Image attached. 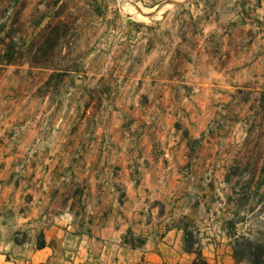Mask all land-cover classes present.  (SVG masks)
Returning a JSON list of instances; mask_svg holds the SVG:
<instances>
[{"label": "crops", "instance_id": "1", "mask_svg": "<svg viewBox=\"0 0 264 264\" xmlns=\"http://www.w3.org/2000/svg\"><path fill=\"white\" fill-rule=\"evenodd\" d=\"M92 1L101 12L103 0ZM235 5L237 19L218 26L223 40L237 44L223 60L245 58L248 42L264 43L261 24L249 40L241 32L233 39L230 27L246 25L243 4ZM200 10L203 18L191 21L196 33L159 36V46L144 34L141 48L121 53L111 37L104 50L97 44L106 37L95 32L85 57L96 81L80 83L76 99L38 98L37 84L13 110L0 100V264H191L186 232L207 264H236L239 232L228 226L235 217L218 209L230 204L229 172L264 170L239 158L247 155L251 132L241 119L252 101L256 123L264 121V84L257 83L264 72L253 86L241 82L229 98L215 100L208 26L218 22L212 6ZM45 23L30 24L20 48L1 36L0 64L46 66L33 61L38 32L32 34L53 25ZM87 23L112 28L114 21L94 11ZM251 23L257 31L256 18Z\"/></svg>", "mask_w": 264, "mask_h": 264}, {"label": "rangeland", "instance_id": "2", "mask_svg": "<svg viewBox=\"0 0 264 264\" xmlns=\"http://www.w3.org/2000/svg\"><path fill=\"white\" fill-rule=\"evenodd\" d=\"M43 2V0H0V24L6 25L5 28L3 27L4 30L0 28V39L1 36L11 37L13 39L11 44L15 48L21 47L23 36L30 32V24L34 22L42 24L52 22L53 24L39 27V31L33 30L32 33L34 36L38 32L34 44L37 56L33 61L46 66L28 71L26 65L15 69L13 67L5 68L0 64V100L8 102V110L14 109L15 100L30 97L32 88L35 89L37 84L40 85L35 92L38 98H78L80 83L96 81L85 57L95 47L92 41L95 32H101L106 37L102 44H97L102 45L104 50L110 46L108 38L111 37L121 53L126 49L130 52L131 46L141 48L146 38L144 34H151L149 42L153 41L151 45L159 46V36L190 34L191 31L196 33V29H191L192 17H195L196 20L203 18L200 6L204 4L212 6L214 16L211 15V18L218 22L208 26L209 31H214L211 43L215 50V56L209 64V68L214 70V74L209 75L208 78L214 84L212 93L215 100L221 97L229 98L234 92L233 89L241 82L253 86L259 72L261 70L264 72V53L260 51L264 49V43H261L260 40L248 42L245 58L239 60L232 54L230 59H222L226 47L233 48L237 45L235 38H239V32L241 35L245 34V39L249 40V37L254 36L255 32L257 34L261 32V26L264 36V0L259 2L260 4L255 3L254 0H182L177 3L178 5L172 3V0H103L101 12H98V3L95 5L92 0H45L44 4ZM237 3L243 4L245 8L243 17L246 19V25L240 28L231 26L230 35L235 41L228 42L221 37L222 30H219L218 26L228 27L237 19L235 5ZM116 6L117 9H115ZM94 11L97 15L102 14L103 18H111L114 21L112 28L109 26L95 27L91 23L85 24L89 13ZM137 12L142 14L144 19L135 17L134 14ZM255 18L258 23L257 31L253 27V29L250 28L251 20ZM79 20L82 21L78 22ZM197 23V30H200V20ZM11 24L14 25L10 26ZM259 24L261 25L258 26ZM199 34L202 33L199 32ZM14 39L16 40L14 41ZM135 39L136 42H134ZM26 42L27 39L25 44H27ZM25 51L27 50L21 51V56L28 58ZM256 56L258 57L256 58ZM24 61H19V64H23ZM256 62L258 65H255ZM239 63L246 66L244 72H239L237 68ZM46 70L51 72L48 73ZM200 71L205 72L203 66L200 67ZM203 75L206 77V74ZM184 80L185 78L182 81ZM258 82L264 84V74L259 75ZM61 85L69 86L64 89L61 88ZM91 93L93 94V92ZM253 98L252 95L251 99L253 100ZM234 106L229 110L231 115L237 108ZM216 108L218 109L217 104ZM221 110L227 111V108H221ZM253 110L254 103L252 101L247 108L246 116L241 119L242 128L244 127L248 133L251 132L247 147L243 146L247 155H239V158L242 161H256L264 167V121L256 123ZM228 181L224 191L229 194L228 203L230 204L228 208L218 209V212L234 215L235 235L236 232H239L236 238L244 236L252 244H259L264 248V170L260 172L233 170L229 172ZM248 259L247 255L244 256L241 264H248Z\"/></svg>", "mask_w": 264, "mask_h": 264}, {"label": "trees", "instance_id": "3", "mask_svg": "<svg viewBox=\"0 0 264 264\" xmlns=\"http://www.w3.org/2000/svg\"><path fill=\"white\" fill-rule=\"evenodd\" d=\"M230 229H234L235 222H230ZM186 251L193 252L195 259L191 264H207L199 250V244L194 241L192 235L186 232ZM197 244V249L192 251V245ZM248 256V264H264V248L259 244H252L244 236H239L234 240L232 257L236 264H241L244 256Z\"/></svg>", "mask_w": 264, "mask_h": 264}, {"label": "bare ground", "instance_id": "4", "mask_svg": "<svg viewBox=\"0 0 264 264\" xmlns=\"http://www.w3.org/2000/svg\"><path fill=\"white\" fill-rule=\"evenodd\" d=\"M182 0H172V3H179V2H181ZM178 5V4H177ZM176 5V6H177ZM163 7V6H162ZM173 8V7H172ZM136 9V8H135ZM139 10H140V8H139ZM161 10V9H160ZM131 11V10H130ZM142 12V11H141ZM145 13V12H144ZM148 13V12H147ZM157 13V12H156ZM160 13V12H159ZM146 14V13H145ZM154 14H155V9H154ZM135 15V17H137V18H140V19H144V17L142 16V14H138V12H137V14H134ZM153 17V16H152ZM158 18V17H157ZM154 20V19H153ZM151 22V21H150Z\"/></svg>", "mask_w": 264, "mask_h": 264}]
</instances>
